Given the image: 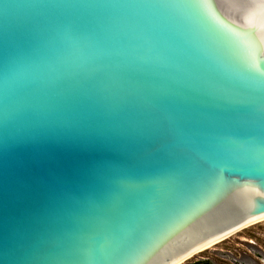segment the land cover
I'll list each match as a JSON object with an SVG mask.
<instances>
[{"label":"water","instance_id":"water-1","mask_svg":"<svg viewBox=\"0 0 264 264\" xmlns=\"http://www.w3.org/2000/svg\"><path fill=\"white\" fill-rule=\"evenodd\" d=\"M110 117L155 121L96 135ZM250 134L264 0H0L9 264H173L264 212V157L238 150Z\"/></svg>","mask_w":264,"mask_h":264},{"label":"snow or ice","instance_id":"snow-or-ice-1","mask_svg":"<svg viewBox=\"0 0 264 264\" xmlns=\"http://www.w3.org/2000/svg\"><path fill=\"white\" fill-rule=\"evenodd\" d=\"M65 88L72 94L73 99H76L77 88L71 81L66 84ZM79 115L82 119L85 120L93 119V113L88 109H84L79 113ZM99 116L100 114H95L96 119H98ZM154 121L155 120L153 119L145 118H140L136 121H129L117 117L103 118L101 120V123H99L95 127L94 132L96 135H115L125 137L130 140H138L150 134ZM174 122L177 123L178 127H180L181 130L184 127H187L184 123L179 122L177 119H175ZM161 130L165 131L166 128L162 126ZM250 135L252 137L251 142L245 141L244 143L240 144L238 150L252 157L253 159L264 157V138L257 137L254 134ZM75 202L76 201L74 199L70 201V203ZM0 264H9L8 256L3 249V246H0Z\"/></svg>","mask_w":264,"mask_h":264},{"label":"rangeland","instance_id":"rangeland-1","mask_svg":"<svg viewBox=\"0 0 264 264\" xmlns=\"http://www.w3.org/2000/svg\"><path fill=\"white\" fill-rule=\"evenodd\" d=\"M264 222L247 227L182 264H264Z\"/></svg>","mask_w":264,"mask_h":264},{"label":"bare ground","instance_id":"bare-ground-1","mask_svg":"<svg viewBox=\"0 0 264 264\" xmlns=\"http://www.w3.org/2000/svg\"><path fill=\"white\" fill-rule=\"evenodd\" d=\"M260 222H264V212L261 213L259 216H256L254 218H252L249 222H247L245 225L233 230L232 232L222 236V237H219V238H216L214 240H211L207 243H205L203 246H201L200 248H198L197 250H195L193 253L175 261L173 264H182V262H184L186 259H188L190 256H194L196 254H199L201 252H204L208 249H211L213 246H215L216 244L224 241L225 239L237 234L238 232H240L241 230L247 228V227H250V226H253L255 224H258ZM264 224V223H263Z\"/></svg>","mask_w":264,"mask_h":264},{"label":"flooded vegetation","instance_id":"flooded-vegetation-1","mask_svg":"<svg viewBox=\"0 0 264 264\" xmlns=\"http://www.w3.org/2000/svg\"><path fill=\"white\" fill-rule=\"evenodd\" d=\"M262 263H263V261H262ZM262 263H255V264H262ZM200 264H208L205 260H202V262L200 263ZM220 264V263H219ZM226 264V263H225ZM239 264H242V263H239Z\"/></svg>","mask_w":264,"mask_h":264}]
</instances>
